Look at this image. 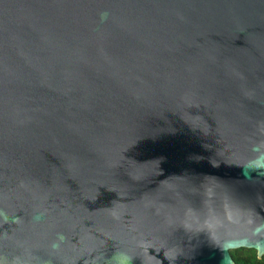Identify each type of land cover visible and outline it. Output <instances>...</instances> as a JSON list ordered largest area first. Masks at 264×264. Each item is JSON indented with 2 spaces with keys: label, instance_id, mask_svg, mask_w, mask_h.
<instances>
[{
  "label": "water",
  "instance_id": "water-1",
  "mask_svg": "<svg viewBox=\"0 0 264 264\" xmlns=\"http://www.w3.org/2000/svg\"><path fill=\"white\" fill-rule=\"evenodd\" d=\"M264 255V0H0V264Z\"/></svg>",
  "mask_w": 264,
  "mask_h": 264
},
{
  "label": "trees",
  "instance_id": "trees-1",
  "mask_svg": "<svg viewBox=\"0 0 264 264\" xmlns=\"http://www.w3.org/2000/svg\"><path fill=\"white\" fill-rule=\"evenodd\" d=\"M235 264H264V255L258 256L255 248L240 247L231 250Z\"/></svg>",
  "mask_w": 264,
  "mask_h": 264
}]
</instances>
